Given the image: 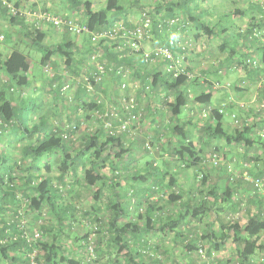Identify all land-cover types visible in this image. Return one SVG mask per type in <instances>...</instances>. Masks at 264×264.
<instances>
[{"label":"trees","instance_id":"16d2710c","mask_svg":"<svg viewBox=\"0 0 264 264\" xmlns=\"http://www.w3.org/2000/svg\"><path fill=\"white\" fill-rule=\"evenodd\" d=\"M64 1H67L70 7L77 6V9L81 11V13H78L80 14L78 19L74 18L78 24L84 25L90 31L97 33H102L108 28L114 27L117 24L120 16L127 12L121 0H107L103 8H95L91 1ZM142 1L143 0H133L131 6L141 8L140 2ZM175 1L178 3H174V0H157V5L149 9H144L141 12L139 21L131 23L126 17H124L121 23L128 28H133L134 26H139L141 22H145L147 19H149L151 24L152 38H154L156 34V36L161 39L158 45L168 47L174 52V54H179L180 57H183L185 54L184 52L186 51H184L183 48L179 46L180 41L171 36H176L179 35V33L186 32L191 28L192 22H190V20L181 19L175 12L173 13V11L176 10L175 8L177 5H187L190 1H194L196 5L198 4L196 2L197 0ZM7 2L11 3V5L19 11V14L17 13V15L12 16L9 7L5 6L3 1L2 4L4 6L5 12L9 17L11 16V19H13L12 22L21 21L27 31L26 37L31 41V46L43 54L41 64L43 65L44 73L47 74L46 77H49V79L51 78L49 86L53 97L56 98L61 96L62 101L77 107L79 120L77 119L75 123L70 122V124L77 125L78 128H80L79 126L81 122L85 120L86 113L90 112L92 119H95L100 123V130L97 132L92 130L90 137L84 136L82 148L76 150L73 155L72 143L76 141L77 133L72 132L70 129L65 127V124H69L65 117L60 119L62 126L59 125V122H57L58 117L55 119L53 118V128L51 131H49V133L46 131L48 126L46 121H48V118H44L46 121L41 120L38 125L35 124L32 126V128H29L27 126V118L19 119L20 112L15 106V102L8 95L10 91H15V88L21 89V87L27 85V75L30 72V64L24 55H18L8 63L7 61L3 60V56L0 53V70H4L7 75L10 76L9 83L7 82L5 84V88L0 90V134H3L8 129H13L16 127L17 129H22L25 133L27 132L29 135H34V133L38 134L37 142L34 145L28 146L23 153L25 160L26 157L30 158H28V166L25 165V169L29 175L27 178L24 177V183H15L14 181L16 178L13 177L14 172L10 173L13 169V166L6 167L5 164L0 161V195L4 194L2 196V201H4L3 204L5 206H9L17 201L27 202L29 199L28 208L30 210L41 209L43 205L50 206L56 212H64V216L60 221V225H63L64 222L69 218L68 213L71 210L76 211L75 209H72L71 206H67L65 209L63 208L62 201L64 200L63 195L65 194V190L61 189L60 187L57 188L56 184L53 183V179L47 176V173L42 178L35 177L37 173L42 172L41 168L38 166L39 160L44 156L53 155L54 153L61 151L65 156V161L63 162V164H65L62 167L60 175L61 182L63 181L64 176L67 174V170H73L72 172L76 175L79 169L85 170V167H87L86 164L89 162V168L85 170L83 183L79 180V184H83L87 188L89 187L97 202L101 201L104 193L103 190L106 185H108V188L111 190V192L113 191V194H115L117 199H119L118 191H116V180L118 181L121 176L114 167L112 155L115 152L117 153V150L120 152L117 153V155L121 154L122 156L127 153L128 150L125 148L123 137L125 135L132 134V129L135 124L132 125L127 131L115 132L112 134L110 128H107L103 121L93 117L91 112L94 109H103V107L106 106L108 102L113 103L112 99L114 98L110 94L109 90H107L106 87L101 89L103 88V84L106 86V79H113V87L116 89V91H118V93L115 95L117 105L111 108L115 109L120 114L122 113L120 111L122 110L123 106L122 101L124 97H128L127 92L129 91V87L124 90V92L120 90L122 77L118 76L116 70L119 67H123L129 73V80L130 73L133 70L132 75L134 79L138 78L139 81L138 87L141 85V91L148 93L151 102L154 101L153 98L155 96L153 94H156V92L159 91L164 93L163 96H159L157 94V99L161 100L163 104L168 105V108L177 120V125L172 129V135L176 138V140H174L175 146L167 151L175 155L180 162L200 161L205 165L203 167L210 166L213 170L217 171L216 174H222L223 177L220 176V180L217 181V184H212L210 178L208 179L206 173L200 169V171L195 174L199 182V192H197L196 195L194 192L190 194L189 192L187 193L184 189L182 180L180 181L179 178L175 177L167 178L169 181V186L175 187V189L168 195L162 190V183L155 185V187H152L151 189H147L149 195L146 199L149 200V203L146 206L143 226H140L138 222H128L125 227H119L117 220L120 219L121 216H129L130 210L132 209V202L129 199L124 201L122 200L123 202L118 201L116 203L119 204L115 203V205L111 203V209L119 208V211H117V213H113L111 219L109 222H107L108 240L112 245L119 247L117 251L118 256L119 251L122 253L124 250H127L126 255H124L122 259L116 258L115 261L118 264H169L167 262V257L164 258L163 254H170V249L164 248L163 254L162 252H153V248H151V246L148 244L149 233L155 229L156 225H160L162 230L161 232L173 233L172 239H175L174 243L176 248L184 246V256H188V253H190L197 257V264H216L218 260L217 252L221 249L226 240L229 239V233L231 232L233 233L232 237L238 240V242L241 244L238 245L239 256L237 257L238 259L235 261V263L254 264L256 254L260 252V250L264 251L258 245L262 235L264 234V176L261 174H254L250 170L251 172L248 171V175L251 177V180L243 178V174L241 177H235L233 169H231L230 166H227L225 161L223 162L220 160L221 153L219 152L218 147H213L212 139H223L226 143L225 145L229 147H231L233 144H243L244 146L250 147L254 145L255 139L258 140L259 138L258 141H261V138L264 139V135H262L264 133V96L261 104L257 107L251 105L253 103L237 104L234 93H236L237 89L243 88L247 85L245 81L240 85H235L233 83H226L224 81L221 82L218 78V73H222L223 68H226L227 66H233L236 68L239 66L236 64V56L238 53L237 50H240L237 49L238 41L236 37H238L240 33H243L247 38H249V40H251L250 42H258V57H252L250 54H248L246 55V59L243 57L240 58L241 60L244 59L243 62L246 65H252L254 68H256L257 72L259 73V86L261 90L264 91V2L260 3L259 0H254L258 6V11L260 14L259 20L256 22V24H253V27L250 26L249 29L243 31L238 28L237 23L232 19V14L230 13H226V16L223 20L224 23H221L220 21L215 23L213 22V24L211 22H199L198 25L203 26L204 29H206L208 35L213 36L219 34L223 36V44L220 46V49L222 50L221 52L223 54H227L225 60L228 62H217V65L219 64L220 67L217 70V75H215V77L209 76V74L205 72L206 70L202 71L201 69L191 66L189 67V70L193 73L197 72V75L195 74V77L192 80L187 79V77H185L183 74L175 77L172 73L168 72L167 61L159 60L156 63L145 62V60L140 55H135L134 58H129L131 55H133V53L121 51L112 41L108 42L105 39H102L95 45L85 34L78 35L73 33L69 27L63 26L61 28H56L49 23H44L40 29H37L34 26V23L37 21L36 18H28V21H26V17L23 16L21 11L25 13H34L41 10L61 18L70 17H62L59 13L53 12L51 9L23 8L22 5L29 4L30 0H9ZM172 19H178L179 25H170V21ZM229 29H233L234 32L228 33L227 31ZM235 30H237V32H235ZM52 34L54 35L52 41L48 40L50 43H45L47 39L46 37ZM0 35H3L5 39V35L3 33ZM78 46L83 47L80 54L78 53V50L76 51ZM97 52L100 53L97 62L105 66L108 74L104 76L102 81L103 83L97 85L96 92L91 94L88 92L83 83L84 79L86 78L84 76L89 74L90 70L87 62L89 61L92 54ZM54 57L58 64V68H54L52 66L51 62L54 60ZM119 57H121V60H119ZM95 69L96 64H93L92 70ZM75 82H77V88L74 97H72L69 93L70 88L66 92H62V88L66 84H70L71 87V85H73ZM200 84L205 85L211 89L212 92L225 93L228 97L227 100L219 101L216 104L212 101V93H199V89L194 88L196 85L200 86ZM193 88L195 91H193ZM101 91H103L104 96H101ZM192 93L194 96H192ZM169 97L170 99L173 97V99L170 103H167L166 101H168L167 99H169ZM100 98H102L105 102L99 104L98 101ZM134 99L138 105L135 97ZM24 103L26 108L25 110H29L28 112L31 114L35 113L33 105L28 104L27 101ZM235 105H237L238 108H235ZM57 108L59 111L62 109L61 106ZM157 109L159 110L160 108L156 107L154 110H150L148 112V119L152 124H155V127L157 126L156 123H159L160 121V112H158ZM204 109H210L206 117L203 116ZM194 111L199 114L196 118L207 121L205 126L202 127L204 133L207 135L206 139L204 140L203 138H197L198 140H202L199 150L196 146V143L194 142V138H196L194 131L197 129L196 123L192 120L195 118ZM142 116L143 112L141 111L140 117L142 118ZM226 116H235L238 118L241 116V125H234L235 132L233 133L228 132L223 124ZM108 119L112 121L114 120V123H117V118ZM249 120H259L258 122H254V124L255 126H259L260 124L259 127L263 133L261 130L260 131L262 134L259 132L258 133L261 138H256L255 135V139L253 138L251 132L253 131L254 127H252V123H248ZM154 129L157 133V137H159L160 140L161 135L158 133L159 126ZM104 136L107 138L104 139ZM133 140L135 141L136 139L133 138ZM174 141L171 139V142L169 143L170 147L174 145ZM148 146L151 148L149 149ZM167 146L168 144H165V147ZM159 147H162V144H159ZM144 150L149 152L152 151L153 148L147 143L146 147H144ZM203 152H209L210 156L208 158H203ZM215 157L219 159L218 164L211 162V159ZM162 162L165 163V161ZM157 163L159 164H156L154 160H148L145 162L143 167L145 170L144 174H139L135 176L134 179H140L142 182H149V177L153 176L156 181H164L166 179L165 174L168 172L166 170L164 172V168H161L160 162ZM104 165H109L111 169L114 170L112 172L113 177L111 176L109 178V176H106L101 172V169L105 167ZM192 167L197 166L192 164ZM30 169L33 170L34 174H31L32 170ZM256 179L262 182V187L256 185ZM98 183H100L99 188H94L98 185ZM63 186L65 187V184ZM142 191L145 192L146 189H143ZM68 193L71 195L72 192L70 193L69 191ZM156 193H163V195L167 197V202H170L177 207H183L184 212L179 213L170 211V214H168L164 212L162 213V211L158 208L155 209L156 203H154V200L152 199H154L153 195ZM77 195L79 194L76 193V196ZM242 196H244L245 200L247 201V206L252 203L258 208L257 212L255 214H249L245 224H242L238 218H236V220H231L229 217L228 221H223L222 223L220 221V213L227 210L225 208L226 206L229 207L228 210L236 213L240 207L244 205ZM142 198V196L140 198L137 197L134 204H141L143 201ZM10 209L12 210V208ZM98 209L100 210L102 208L99 206ZM247 210L249 211V208H247ZM21 211L16 210L14 213L15 219L19 218V223L16 220L12 221L11 223H6L4 226L3 233L6 232L8 236L5 234V236L0 239V248L3 255H6L9 250H15L19 246L25 247L27 251H38V257L36 258L37 264H83V262L80 260L69 258L61 252V236L59 237V233L63 232L62 226H60L61 230L58 229L57 232L54 229L41 227L42 235L51 234L50 231H55L53 234H51L52 240L46 242L35 243L34 238L31 240L26 239L25 236H21V238L18 239L16 236H14V232L17 231V227L18 229L24 227L20 224L22 221L21 218L23 217V211ZM213 211L218 215H215L218 228L214 227V221L208 226H205L206 233L208 232V238L206 239L209 243V246L206 247L205 245L201 244V239H203L202 237H204L205 234L202 235L201 238H198L197 235L190 233L192 232L190 229L194 222L203 221L202 217L208 216V213ZM75 219L76 215L71 217V225L75 223ZM94 222H99L97 216H95ZM100 223L104 225L102 221ZM186 224L187 226H185ZM185 230H187L188 234L184 233ZM23 232L24 230H21L20 235L23 234ZM128 235L133 236L135 239V244L133 245L134 247H130L131 242H129L127 239ZM8 237H11L12 240ZM29 261L30 259H27L24 262L30 264L28 263ZM177 261L180 262L178 259ZM15 262L12 260V264H15ZM178 262H174V264H180ZM89 263L93 264V262ZM262 264H264V258L262 259Z\"/></svg>","mask_w":264,"mask_h":264},{"label":"rangeland","instance_id":"374dc122","mask_svg":"<svg viewBox=\"0 0 264 264\" xmlns=\"http://www.w3.org/2000/svg\"><path fill=\"white\" fill-rule=\"evenodd\" d=\"M38 1L40 4L35 5V7H37L38 9H51L53 12L59 13L62 17L68 16L72 19L74 18L78 19L80 15L78 13H81V11L77 9V6L70 7L68 5V2L64 0H52V1L51 0H38ZM83 1H91L93 6H95V8H103V6L107 2V0H83ZM121 1L127 10L126 12L127 14L125 16L121 15L117 23L122 22L124 17H127L131 23L137 22L139 21L140 14L144 9H149L157 5V0H143L142 2H140L141 8H136V7L131 6V4L133 3V0H121ZM214 1L215 3H218L220 0H213L210 3H213ZM259 2L261 3L262 0H259ZM234 8L235 6L232 7V10ZM138 17L139 19H137ZM132 19H134L135 21H132ZM192 34L197 35L195 30L188 29L186 32L179 33V35H176L177 38L176 36H171L175 39H178L180 43L185 44L187 46L186 59L189 61L190 66L194 67L192 63H195V65H198L199 67L206 69L214 61L216 62L220 61V62H226V63L228 62L225 60L227 54L225 55L222 52H219V50H217L218 48H215V49L212 48L213 50L210 51L209 54L202 56V53L204 52V50L199 51L200 46L197 44L198 43L197 40L198 41H201V40L200 39L195 40L193 37H191ZM151 38L144 43L145 49L154 48L155 46L158 45V44H155L154 46H151V44H149L150 41H153V38L152 39ZM27 42H28V45L21 42L19 45V48L22 49L23 52L28 53L32 58H34L37 61L35 64V71L38 72L37 75L42 80L44 75L45 76L47 75L46 73L43 74L44 70L41 67L42 65L41 60H42L43 54L31 46V43H30L31 41L29 39H27L25 43ZM45 43L49 44L50 42L48 41V39H46ZM219 43L220 41L216 40V44H219ZM210 48L211 46L208 47V49ZM132 74L133 73L131 72L130 81H129L130 86H129V91L127 92V95L129 97L136 98V101L138 102L139 107L142 109L141 111L143 112V116L142 118L140 117L141 120L139 119V122L135 124L136 128L134 126L132 129V134H138V135L131 134V135H125L123 137L125 148L128 150L127 153L122 156L121 154L117 155V153H120L117 150V153L115 152L112 155L113 161H114V167L120 173L119 175L121 176L120 179H118V181L116 180L117 182L116 191H118L119 199H117L115 194H113L114 193L113 191L111 192V190L108 188V185H106V187L103 190L104 193H103L101 201H99L100 203L97 202L94 195L92 194V191H90L89 187H88L89 190L83 184L82 185L79 184L78 186L79 188L71 187V185H73L72 182L74 179L75 180L80 179V181L83 183V178L85 176V170L89 168V164H90L89 162H87L86 164L87 167H85V170L79 169L78 173L76 174L77 176L72 172L73 170L71 169L69 171L67 170L66 171L67 178H64L66 182L68 179L67 183L65 181L61 182L60 180V175L62 171V166H60V164H58V167L49 166L46 168V166H42L41 167L42 172L37 173L35 177L42 178L47 173V176L53 179V183L56 184L57 188L60 187L61 189L65 190V194L63 195L64 200L62 201L63 208L65 209L67 208V206L68 207L71 206L72 209H75L76 211L71 210L68 213L69 218L64 222L63 225L62 224L60 225V221H61V218L64 216V212L62 211L56 212L50 206H47V205H43L41 209L30 210L28 208L29 199L27 202H19V201L14 202L10 205L12 210L10 212H7L6 214L2 213L1 215L3 219L6 221V223H11L12 221H16V220L19 223V218L15 219L14 213L16 212V210L23 211V212L21 211L23 217L21 218L22 221L20 224L23 225L24 227H21L20 229H18L17 227V231L14 232L15 235L13 234L18 239L21 238V236H25L26 239L33 240L34 238L35 243L46 242V241L52 240L51 234H53L55 231L57 232L58 229L61 230L60 226H62L63 232L59 233V237L61 236L60 238L61 246H62L61 252L65 256L69 258L78 259L81 262H83V264H92V263H89L90 260L93 261V264H118L115 261L116 258L122 259L123 256L126 255V252L123 251L122 253H120L119 251L118 252L119 256H118L117 251L119 247L112 245L110 241L108 240L107 222H109L113 213H117V211H119V208L111 209L110 204L113 203V205H115V203L118 201L123 202L124 200L130 199L132 202V209L130 210L129 216H124V217L121 216L120 219L117 220V224L121 228L125 227V225L128 222H132V223L138 222L140 226H143L144 220H145L144 214L146 211V206L149 203V200L146 199L149 195V192H147V189H151L152 187H155V185L162 183V190L164 191V193H167V195L170 194L175 189V187L169 186L168 184L169 181L167 178H170V177L179 178L180 181L182 180L184 189L187 193L190 190H192L191 189L192 186H196L195 184L198 180L195 174H197L201 169L198 167V162H191V161H186V162L181 161L180 162L178 161L175 155L167 151V150L172 149L175 146L174 140H176V138L173 137L172 135V131H173L172 129L173 127L177 125V120L175 116L171 113L170 109L168 108V105L163 104L161 100L157 99V94L159 96H163L164 93L159 91V92H156V94H153L155 97L153 98L154 101L151 102L150 96L148 95V93L141 91L142 89L141 85H139L138 87V84L135 82V80H133V82L131 81V78L134 79ZM9 79H10V76H8L7 73L4 70H2V72H0V90H3L5 88V84L7 82L9 83L10 81ZM131 82L135 84L132 85ZM76 83L77 82L73 83V85H71L70 87L69 93L72 97L75 96V92L77 88ZM106 88L107 90H109V85H106ZM112 88L115 89L114 87ZM112 92L118 93V91L116 90H112ZM21 96L23 98L30 97L31 92L29 90H23L21 92ZM47 96L48 98H51V96L53 97L52 93L50 92L49 94L47 92ZM101 96H104L103 91L101 92ZM192 96H194L193 93H192ZM172 99L173 97H171V99L169 97V99H167L168 101L166 102L170 103ZM112 100H113V103L108 102L107 104V107H109L110 109H112L111 107H114L117 105L116 99L114 98ZM60 102H61L60 105H62V109H60V113L62 115L58 116L57 118V122H59V125L62 126L60 119L63 117H65V119L68 121L69 124L70 122L75 123L77 119L79 120L77 107H75V105H71L64 101H60ZM156 107L160 108L159 110L157 109V111L160 112V115H159L160 121L158 120L159 123H156L157 124L156 127L159 126L160 132L158 131V133L161 135L160 140H159V137H157V133L155 132V129H154L156 128L155 124H152L148 119L149 117L148 112L150 110L151 111L154 110V108ZM25 114L32 115L31 113H25ZM194 114H195L194 117L196 120V117H198L199 114H197L196 111H194ZM236 118L239 120V123L235 122ZM236 118L235 116L234 117L226 116V119L223 121V124L226 127L228 132H232V133L235 132L234 125H239V126L241 125V121H240L241 116L240 118L238 117ZM49 119H48L49 124L53 123V120L51 119L49 121ZM83 121H84V125L82 126V130L77 134L76 141L72 143L73 144V149H72L73 155L76 150H79L82 148L84 136L90 137L92 130L94 132L95 131L97 132L98 130H100V123L97 120L92 119L90 112L86 113L85 120ZM258 121L259 120H254V121L249 120L248 121V123H252L253 125L252 127H254L253 131L251 132V135L253 137L254 135L256 136L258 132L260 134L263 133V131L259 127L260 124L259 126H255L254 124V122H258ZM206 122L207 121L203 119H199V118H197V122H195L197 129L194 131L195 137H196L194 138L195 140L194 142L196 143V146H200V143L202 141V140H198L197 138H201V139L203 138L205 140L207 137V135L204 133L202 129V127L205 126ZM37 123L38 121H35L34 119H27V126L29 128H32V126ZM260 130L262 131V133ZM5 133L9 134L8 131H6ZM134 136H137V137H134ZM3 137H5V135H3ZM19 138L21 139L20 143L21 142L28 143L29 141H32L29 138V136L25 134L20 135ZM105 138L107 137L104 136V139ZM133 138H135L136 140L134 141ZM171 139L172 141H174V145H172V147H170L169 145V143L171 142ZM1 140H2V143L5 144L6 146L9 145L7 140H5L4 138H1ZM147 143L152 146L153 148L152 151L146 152V150H144V147H146ZM258 143L259 142L256 141L255 139L254 145L250 147L244 146L243 144L242 145L233 144L231 145L232 152L229 158L223 156V154L221 155L219 154L220 160H222L223 162L225 161L227 166H230V168L233 169L235 177H241L242 174L244 175L245 172L249 173L248 171L250 170L253 171L255 168H260L264 166L263 150H261L259 147L255 150L254 149L252 150L255 144L257 145L260 144ZM159 144H162V147H159ZM165 144H168L169 147L168 146L165 147ZM212 144L214 147V146H218L219 144L225 145L226 143L223 139L218 140L217 138H215V139H212ZM262 144L264 145V142H262ZM229 152L230 150L228 151V153ZM13 153H14L13 156L17 158V162H16V165H13V169L10 173L14 172L13 177L16 178V180L14 181L15 183H24L25 182L24 177L27 178V176L29 175V173H27V170L25 169V165L28 166L29 160L27 158L25 160L24 156L20 154V151L17 152V154L15 152ZM206 155L207 154H205V156ZM253 155L258 156L259 159L261 158V156H263L262 160L261 161L258 160L259 163L258 164L254 163L255 164L254 165L253 162H251V156ZM46 158L47 156H44L42 159H40V162L43 163L47 161ZM148 160H154L156 164H159L157 162H160V166L161 168H164V172L166 170L169 173V174L168 173L165 174L166 179L164 181L162 182L156 181L153 176L149 177L150 178L149 182L147 181L142 182L140 179L139 180L134 179L135 176L139 174H142V175L144 174L145 170L143 167H144L145 162H147ZM162 161H165V163H163ZM192 164L197 167H192ZM241 166L243 167L241 168ZM193 169H194V173H193ZM113 171L114 170H112L109 165H106L105 167H103V169H101V172L105 174L106 176H109V178L111 176L113 177V173H112ZM202 171L206 173L208 179L210 178L211 180H214L216 178L214 176L216 172L212 169V167L202 170ZM31 172H30L31 174H34L33 170ZM190 172H192L193 174L192 177L189 176ZM190 180H192V183H194V185H191ZM63 183L65 184V187L63 186L64 185ZM99 186H100V183H98V185L95 186L94 188H99ZM143 189L144 190L146 189V191L141 192ZM69 191L70 193L72 192L71 195H69L68 193ZM76 193L79 195L76 196ZM141 196L143 197L142 198L143 201L141 202V204H134L137 197L140 198ZM242 197H243L242 200H243L244 205H242L236 213L228 210L229 207L227 206L225 207L227 210L220 213L221 214L220 221L222 223L223 221L224 222L228 221V217L231 220H236V218H238V220L242 224L246 223L247 218L249 216V214L246 211H247V208H249V206H247V201L245 200L244 196ZM153 198L154 199L152 200H154V203H156L155 209L157 208L160 209L162 213L164 212V213L170 214V211L179 212V213L184 212L183 207L181 206L177 207L176 205L171 204L170 202H167L168 201L167 197L164 196L163 193H156L153 195ZM116 204H119V203H116ZM99 206L102 209L99 210L98 209ZM135 211L137 214L135 213ZM208 214H209L208 216L202 217L203 221H201V223L199 224L193 223L190 229L192 230V232L190 233L197 235L198 238H201L202 235L205 234L204 237H202L203 239H201L202 241L201 244L205 245L206 247L209 246V243L206 239L208 238V235H207L208 232L206 233L205 226H208L214 221V227L218 228V223L215 220V215H217V213L213 211ZM75 215H76L75 223L71 225L70 224L71 217ZM95 216L98 217L99 222H94ZM101 221L104 223V225L100 223ZM185 226H187V224ZM41 227L54 229L55 231H50L51 234L42 235ZM21 230H24V232L23 234L20 235ZM161 231L162 230H161L160 225H156L155 229L151 233H149L148 244L151 246V248H153V252H159V253L162 252L163 254L164 253L163 249L168 248L170 249L171 253L170 254L165 253L163 254V256L164 258L167 257V262L169 264L171 263L174 264V262H178L177 259L180 261L178 262L180 264H197V261H196L197 257H195L194 254L188 253L189 254L188 256H184L185 255L184 246L177 247V248L175 247V243H174L175 239H172L173 238L172 232L164 233ZM184 233L188 234L187 230H185ZM229 234H230L229 239L226 240V242L223 244L221 249L217 252L218 260L216 264H236L235 261L238 259L237 257L239 256V248H238L239 246L238 245H241V244L240 242H238V240L232 237L233 236L232 232ZM8 238L12 240L11 237H8ZM127 239L129 242L135 240L133 236H130V235L127 236ZM13 240L15 241V239ZM262 241L264 242V235L262 236ZM17 248L15 250H9L8 252L10 257L15 256V259H16L15 264H27L24 262L25 260L27 259L31 260L32 257H35V258L38 257V251L36 250L27 251L25 247H19V246ZM0 258L3 259L2 264H10V262L12 261L11 259L10 260L6 259L8 262L4 261L5 258L3 256ZM263 258H264V251L260 250V252H258L255 256L254 264H262ZM28 263H30V261Z\"/></svg>","mask_w":264,"mask_h":264},{"label":"crops","instance_id":"0c3cea01","mask_svg":"<svg viewBox=\"0 0 264 264\" xmlns=\"http://www.w3.org/2000/svg\"><path fill=\"white\" fill-rule=\"evenodd\" d=\"M3 1H9V0H0V34H4L5 35V39L3 42H0V53L3 56V60L7 61L8 63L11 62L16 56L18 55H24L27 58L28 63L30 64V72L27 75V85H24L23 87H21V89H16L15 91H10L9 92V97L15 102V106L18 108V111L20 112V116L19 119L21 118H27V119H34L35 121H38L37 125L40 123V121H44V118H50L49 121L53 118L55 119L56 117L60 116V111L57 107L61 106L60 105V101H62V97H52L48 98L47 96V92L49 94L50 92V86H49V82L51 81V78L49 79V77L47 78L45 75L43 77V79L41 80L39 78V76L37 75L38 72L35 71V64H36V60L34 58H32L28 53L23 52L22 49L19 48L20 43H24L26 45H28V43H25L26 40L28 39L26 37L27 31L25 29V27L23 26V24L21 23V21H15L12 22L13 19H11V16L9 17L8 14L5 12L4 10V6H3ZM52 1V0H51ZM50 1V2H51ZM213 0H197V4H195V2H189L187 5L184 4H180L176 6V10L173 11V13L175 12L181 19L183 20H190V22H192V26H191V30H195V32L197 33V35H191V37H193L195 40L200 39L201 41L197 40V44L200 46V50L199 51H203L202 56H205L207 54L210 53V51H212V48H218L217 50H219V52H221L222 50L220 49V46L223 44V36L222 35H213L210 36L207 34L206 29H204L203 26L198 25L199 22H211L213 24V22H218L220 21L221 23H224V17L226 16V13H230L232 14V19L237 23L238 28L243 31L246 29H249L250 26L253 27V24L256 22H258L259 20V11H258V6L256 5V3L254 2V0H220L218 3H215V1L213 3ZM176 1L174 0V3ZM178 3V2H176ZM40 4L38 0H30L29 4H23L22 7L26 8V9H38L37 7H35V5ZM236 6L235 9L232 10V7ZM169 13V12H167ZM127 13L123 14L124 16ZM122 15V16H123ZM127 18V17H126ZM128 19V18H127ZM139 19V17L137 18ZM231 19V17H230ZM231 19V20H232ZM26 21H28V17H26ZM132 21H135L134 19H132ZM130 22V21H129ZM195 26H194V25ZM251 27V28H252ZM218 30V29H217ZM228 33L230 32H234L233 29H229L227 31ZM235 32H237V30H235ZM174 36V35H173ZM49 41H52V39L54 38V35H50L46 37ZM157 38V39H156ZM237 38V49H240L239 51L237 50V56H236V64L239 65L238 67L234 68L233 66H227L226 68H223L222 73H218L219 75V81H224L226 83H233V84H242L244 81L247 84L246 86H244L243 88L237 89L235 94V101L238 103H253L251 105H254V107H257L261 104L263 96H264V91L261 90L260 86H259V80H258V76L259 73L257 72L256 68H254L252 65H246L242 59L240 57L243 58H247L246 55L250 54V56H254V57H258L257 56V47H258V42L254 41V42H250L251 40H249V38H247L245 36V34L240 33V35ZM216 40H219L220 43L216 44ZM161 41V39L156 36H154L153 41H150L149 44H151V46H154L155 44H159ZM81 45V44H79ZM210 49H208V47H210ZM240 47V48H239ZM82 46H78V49H76V51L78 50V53L80 54L82 52ZM236 51V50H235ZM240 54V56H239ZM135 55L137 54H133V55H127L130 56L129 58H134ZM128 58V57H127ZM54 60L51 62L52 66L54 68H58V64L55 60V57L53 58ZM119 60H121V57H119ZM192 61V60H191ZM220 63V62H219ZM194 67H196L197 69H202V70H206L205 72H207V74H209V76L211 77H215V75H217V70L219 69V64L217 65V62L214 61L212 62L211 65H209V67L205 68H201L198 65H195V63H192ZM42 69L43 65H41ZM0 72H2V70H0ZM133 72V70H132ZM44 74V72H43ZM110 78V77H109ZM57 80V79H56ZM113 79L105 80V84L109 85V92L112 95L113 98H115V95L117 93H113L112 90H116L113 89ZM133 80H135V82L137 84H139L138 78H131V81L133 82ZM130 81V80H129ZM131 82V83H132ZM135 83H132V85H134ZM106 86L103 84V88L104 89ZM202 87V88H201ZM242 87V86H240ZM195 89H199V93L201 92H205V93H212L213 95V102H215L216 104L219 101H223V100H227V95L225 93L222 92H212L211 89H209L208 87H206L203 84H200V86L196 85L194 87ZM193 88V89H194ZM48 89V90H47ZM195 89L193 91H195ZM23 90H29L31 92V96L27 97V98H23L20 94L21 91ZM192 90V89H191ZM102 92V91H101ZM51 93V92H50ZM139 98V96H138ZM137 98V99H138ZM26 99V100H25ZM28 102V104L33 105V109L35 110V113H33L32 115L30 114H25V113H29V110H25V106H24V102ZM235 108L238 106L235 105ZM188 113V111H187ZM194 122H197V118L195 120L192 119ZM46 121V120H45ZM54 121V120H53ZM47 122V132L49 133V131L52 130V123L49 124L48 121ZM8 131L9 134H6L5 132ZM3 134H0V161L2 163L5 164L6 167H10L13 165H16L17 162V158L14 157V153L15 152L17 154V152L20 151V154L23 155L24 151L26 150V148L30 145H34L37 140H38V134L34 133V135H29L27 132L25 133L22 129H17L13 128V129H8L6 130ZM25 134L28 135L29 138L32 141H29L28 143L25 142H21V139L19 138L20 135ZM3 135H5V137H3ZM260 137L258 135V133L256 134V138ZM1 138H4L5 140H7V142L9 143L8 146H6L5 144L2 143ZM254 138V137H253ZM261 138V137H260ZM255 139V138H254ZM259 140V138H258ZM256 139V141H258ZM259 145L255 144L254 148H252V150L257 149L258 147L263 150L264 152V145L262 144V142H264V139L261 138V141H258ZM11 147V148H9ZM214 147H218L219 148V152L221 154H223V156L229 158V156L231 155V147L223 145V144H219L218 146H214ZM198 150L200 148V146H197ZM230 150V152L228 153V151ZM251 150V151H252ZM205 154H207L205 156ZM24 156V155H23ZM210 156L209 152H203L202 153V157H208ZM262 157L259 159L258 156H251V162L258 164V160H262ZM27 159L29 157H26ZM30 159V158H29ZM47 161L41 163L40 160L38 162V166L41 168L42 166H52V167H58V164H60V166H64V164L62 162L65 161V156L64 154L61 152H57L54 153L53 155H47L46 158ZM210 164V163H209ZM244 165V164H243ZM255 165V164H254ZM205 166L203 163H201L200 161L198 162V167H200L202 170L204 169H208L210 168V166ZM242 168V166H241ZM215 172H217L216 170H214ZM252 173H256V174H261L262 176H264V166L260 167V168H255ZM192 172L189 173V176L192 177ZM216 178L214 180L210 181L212 182V184H217V181L220 180V176L215 173L214 175ZM64 178H67V175L64 176ZM79 179V178H78ZM190 179V177H189ZM80 180V179H79ZM79 180H73V185H71V187H75V188H79ZM63 181H65L63 179ZM66 182V181H65ZM68 182V179H67ZM66 182V183H67ZM191 185H194V183H192V180H190ZM190 185V186H191ZM196 186H192V190L189 191V194L194 192V194L196 195L197 192H199V182L197 181ZM197 188V189H196ZM196 189V190H195ZM143 192V191H141ZM4 195V194H3ZM0 195V239H2V237L5 236V234L8 236V234L6 232L3 233V229L4 226L6 224V221L3 219L2 217V213L6 214L7 212L11 211V207L9 206H5L3 204L4 201H2V196ZM251 206V207H250ZM251 209V210H250ZM258 208L254 205V204H250L249 205V211L247 212L248 214H255L257 212ZM216 213V212H215ZM220 213V212H219ZM205 217V216H204ZM201 223V221H197L194 222V224H199ZM264 235V234H263ZM262 235V236H263ZM16 241V240H15ZM134 241H131V246L130 247H134ZM258 245L264 250V242L262 241V238L260 239ZM18 249V248H17ZM124 252H127V250H124ZM7 255V256H6ZM6 255H3L1 252V248H0V257H4V261L8 262L6 259L8 260H13L15 262V256L14 257H10L9 253L7 252ZM3 263V259L0 258V264ZM10 264H12V261L10 262Z\"/></svg>","mask_w":264,"mask_h":264},{"label":"built area","instance_id":"2783aa9c","mask_svg":"<svg viewBox=\"0 0 264 264\" xmlns=\"http://www.w3.org/2000/svg\"><path fill=\"white\" fill-rule=\"evenodd\" d=\"M262 0L261 3H263ZM5 6H8L10 9V13L12 16L17 15L19 12L11 5V3L4 1L3 3ZM23 16L28 18H36V23H34L35 28L40 29L42 24L49 23L52 24L56 28L61 27H69V29L78 35L85 34L89 37L90 41L93 44H97L100 40L105 39L108 42H113L118 46L121 51H128L129 53L137 54L142 56L145 62H157L159 60L167 61V70L168 72L172 73L175 77H178L180 74H183L187 79L192 80L197 75V72L193 73L189 70L190 63L186 59V52H184V56L180 57L179 54H174V52L165 47L163 45L155 46L154 48L145 49L144 43L148 41L152 37L151 32V24L150 20L147 19L145 22H141L139 26H134L133 28H128L123 25L121 22L117 23L114 27L108 28L102 33L92 32L86 26L78 24L72 18H61L54 16L53 14L46 12V11H36L34 13L30 12H23L21 11ZM19 14V13H18ZM170 25H179L178 19H172L170 21ZM4 40V36L0 35V41ZM179 46L183 48L184 51H187V46L185 44L180 43ZM125 49V50H124ZM100 53H93L90 57L89 61L87 62L89 67V74L85 75L83 85L86 87L88 92L94 94L96 92L97 85L103 83V78L105 75L108 74L104 65L100 64L98 61V57ZM93 64H96V69L92 70ZM118 76L122 77L121 87L120 90L124 92L129 86V73L123 67H119L116 70ZM70 88V84H66L62 88V92H66ZM105 101L100 98L98 103H104ZM122 113L120 114L115 109L110 110L109 107L104 106L103 109L92 110L91 114L93 117L103 121L107 128H110L112 134L115 132H124L131 128L132 125L136 124L141 116V108L135 102L134 97H124L122 101ZM94 108V107H93ZM210 109L205 110L203 116L206 117ZM234 117V116H233ZM108 118H117V123H114V120H109ZM236 118V117H235ZM236 123H239V120L236 118ZM84 125V121L81 122L80 128L77 125L73 124H65V127L70 129L72 132H76L77 134L82 130V126ZM264 135V133H263ZM74 138V137H73ZM75 140V139H74ZM150 149L151 147L148 146ZM212 163L218 164V158L215 157L211 159ZM247 180H251L250 176L247 172L244 173L242 176ZM256 185L262 187L263 184L260 180L256 179ZM26 233V232H25ZM93 262V261H89ZM30 264H37V260L35 257H32L30 260Z\"/></svg>","mask_w":264,"mask_h":264}]
</instances>
